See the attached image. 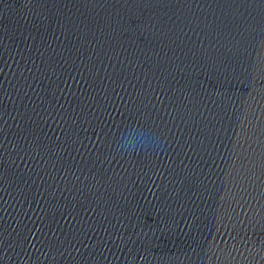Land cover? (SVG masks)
Segmentation results:
<instances>
[{"label":"water","instance_id":"obj_1","mask_svg":"<svg viewBox=\"0 0 264 264\" xmlns=\"http://www.w3.org/2000/svg\"><path fill=\"white\" fill-rule=\"evenodd\" d=\"M0 264H264V0H0Z\"/></svg>","mask_w":264,"mask_h":264}]
</instances>
